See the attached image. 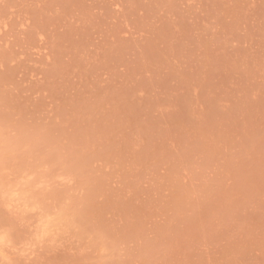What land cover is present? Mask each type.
Segmentation results:
<instances>
[{
  "label": "rangeland",
  "instance_id": "1",
  "mask_svg": "<svg viewBox=\"0 0 264 264\" xmlns=\"http://www.w3.org/2000/svg\"><path fill=\"white\" fill-rule=\"evenodd\" d=\"M0 264H264V0H0Z\"/></svg>",
  "mask_w": 264,
  "mask_h": 264
}]
</instances>
